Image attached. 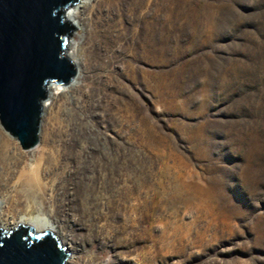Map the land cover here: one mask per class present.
<instances>
[{"label": "rangeland", "instance_id": "obj_1", "mask_svg": "<svg viewBox=\"0 0 264 264\" xmlns=\"http://www.w3.org/2000/svg\"><path fill=\"white\" fill-rule=\"evenodd\" d=\"M74 22L111 63L51 92L31 150L0 124V230L47 217L68 264H264V0H89Z\"/></svg>", "mask_w": 264, "mask_h": 264}, {"label": "water", "instance_id": "obj_2", "mask_svg": "<svg viewBox=\"0 0 264 264\" xmlns=\"http://www.w3.org/2000/svg\"><path fill=\"white\" fill-rule=\"evenodd\" d=\"M81 0H0V124L23 150L39 141L49 83L77 74L63 50L78 31L65 12ZM69 252L51 231L19 224L0 230V264H66Z\"/></svg>", "mask_w": 264, "mask_h": 264}, {"label": "bare ground", "instance_id": "obj_3", "mask_svg": "<svg viewBox=\"0 0 264 264\" xmlns=\"http://www.w3.org/2000/svg\"><path fill=\"white\" fill-rule=\"evenodd\" d=\"M88 1L89 0H81L77 5L69 8L65 12L66 20L68 22H70L74 27L76 26L74 20H76L77 9L81 6H85L88 3ZM74 37H75V34L72 36L69 43L66 45V49L63 50V52H62L63 56H67L74 63V65L76 66V69H77V74L74 77V79L69 84L65 85L67 88H71V89L77 88L78 83H80V80L83 81L84 76H82V72H81L82 71L81 65L83 63H85L86 70H89L90 68H94L96 65L97 66L98 65L99 66H105L108 63H111V60L107 56H105V54L108 51V48L110 46V42H112V39H113L112 36L110 35L109 31L103 33V35H100L99 32L97 31V29H93L87 35V38L89 39V47L88 48L80 47L79 49L77 48V50H76V42L72 40V39H74ZM100 37H101V39H100ZM97 41H100L101 43H104L106 45L104 48L106 50L103 51L102 53L99 52V49L96 46ZM125 44L128 47H130L132 45V43L129 41H127ZM59 86L60 85H57L56 83H49L47 86V93H48L47 98H49V95L51 94V92H54V90L59 89ZM46 101H47V99H46ZM46 101H45V104H44L43 109H42V114H43V110L46 107ZM39 135H40V133H39ZM38 143H39V141H38ZM38 143H37V145H38ZM36 146H34V147H36ZM34 147H32V148H34ZM32 148L27 149V150H31ZM126 154H127V156H126ZM124 155L126 156V158L124 159L123 162H121V160L124 158ZM138 155H139L140 160L144 159L143 147L139 148ZM102 156L104 159V165L108 168H111L112 170L117 169L118 165H120V169H122V170L126 169L127 165L130 162L128 159L129 158V151H126V150H125V153L117 154V157H115V156L113 157L107 151H104L102 153ZM18 224H27V220L23 219ZM31 228L35 229L36 231L38 230L40 232L51 231V232L55 233L54 232V225L51 222V220L47 217L38 216L37 220H36V224H34L33 227H31ZM5 230H9V229L5 228ZM64 248L68 251V248H66V247H64ZM69 258H70V256H69ZM66 264H68V260L66 261Z\"/></svg>", "mask_w": 264, "mask_h": 264}]
</instances>
